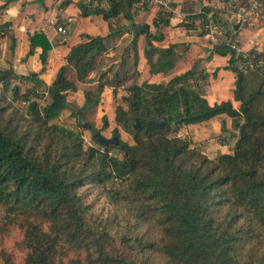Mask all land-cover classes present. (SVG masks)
Here are the masks:
<instances>
[{
    "label": "trees",
    "instance_id": "1",
    "mask_svg": "<svg viewBox=\"0 0 264 264\" xmlns=\"http://www.w3.org/2000/svg\"><path fill=\"white\" fill-rule=\"evenodd\" d=\"M220 1L225 3L223 8L204 6L203 10L211 11L222 25L229 24L227 12L249 6V0ZM136 2L141 0H108L106 9L99 5L88 8L82 3L88 15L104 11V18L109 20L123 13L131 25L110 24L107 35H83L82 42L73 46L66 58L75 68L77 81H95L89 75L108 54L111 40L125 32L132 34V52L121 56L113 77L104 71L96 79L97 88L84 91L82 106L67 99L68 92L78 88L67 77L66 65L60 67L47 89L42 88L38 76L0 70V84L5 87L14 77L34 83L22 97L29 101L30 117L24 131L19 120L6 114L7 105L0 108V205L12 203L9 210L16 212L14 203L32 195L36 214L42 219L26 223L21 241L26 249L22 264H155V247L145 241L148 233L138 230L141 221L153 223L163 234L169 264H264V248L255 243L264 240V92L249 89L255 83L264 86V49L249 51L250 63L226 42L214 43L211 50L230 55L224 68L236 74L234 100L241 103L240 108H235L230 99L214 103L208 100L205 88L210 74L198 70V62L167 83L138 84L137 36L130 14ZM196 16L203 17L200 13ZM170 17V12L160 11L154 25L169 26ZM256 22L264 25V18ZM10 26L9 21L0 23V39L9 37L13 52L16 37ZM140 33L147 34L149 44L164 37L163 33L151 34L148 26ZM32 41L34 46L36 41ZM50 48L48 43L41 53L43 70ZM33 53L32 47L29 54ZM146 56L153 74L168 73L177 60L174 45L153 47ZM131 60L134 69H125ZM106 86L112 87L115 97L119 88L127 91L123 98L128 108L118 105L116 121L133 139L122 140L119 128L114 129L120 156L110 154L113 145L97 142L103 149H85L81 132L50 123L65 109L79 117L97 107L103 102ZM12 90L10 100H15L20 90ZM41 92L48 95L42 105L30 95ZM220 115L238 122L239 136L232 153L210 159L196 152L190 139L177 135L184 126ZM161 117H166L167 123H151ZM103 121V128H108L106 116ZM137 121L140 127H136ZM79 123L84 129L96 130L80 118ZM113 180L117 184L127 182L126 190L132 198L123 195L124 189L116 185L107 187ZM89 185L102 186L108 200L117 206L113 214L105 216L93 210ZM23 210L21 213L26 214ZM2 264L15 263L5 259Z\"/></svg>",
    "mask_w": 264,
    "mask_h": 264
},
{
    "label": "crops",
    "instance_id": "2",
    "mask_svg": "<svg viewBox=\"0 0 264 264\" xmlns=\"http://www.w3.org/2000/svg\"><path fill=\"white\" fill-rule=\"evenodd\" d=\"M104 3L109 5L108 0H101L99 2V5L103 6L101 9H106ZM212 3H217L220 8H223L225 5L220 0H168V7L158 4L144 5L141 2L133 4L130 14L133 17L135 26L139 24L143 26V29L139 30L137 35L134 33V26L133 33L137 36V70L139 73L145 71V75L147 74L148 76V80L144 81L167 83L176 75L192 69L198 60L201 63V66H198V70L204 69L210 74L211 78L214 79L212 82L217 85L216 87H219V96H225L224 94L230 88L236 87L237 77L235 72L224 68L228 65L230 55L211 53L214 43L203 34L200 29V16H196L203 6H209ZM160 11L171 13L169 26L160 24L158 28L154 25V20ZM118 16H123V21L120 25L130 27L131 22L123 13ZM118 16L106 20L103 16V11L96 15H88L80 0L63 2L61 4H58L57 0H0V23L11 22L10 32L16 37V47L13 52H10L12 53L11 57H9L10 62L6 58L9 56L11 39L9 37L3 38L4 42L1 44L4 56L3 63H7L5 66L8 65L10 68H13L16 74H30L38 76L41 80L45 78L52 82L63 65L67 66V72L69 67H72L76 76L74 66L69 64L66 59L71 48L82 42L83 35L85 34L107 35L110 30V24L118 26V22L114 19ZM226 17L229 20L228 25L231 24L233 26L236 24V22L234 23L235 12H227ZM61 25L67 29V33H62L58 30V27ZM146 26L149 27L151 34L163 33V39H153L151 44H149L147 34L140 33L145 30ZM128 34L131 33L125 32L123 37ZM235 36L245 50L260 51L262 49V41L264 40V37H262L264 36L263 31L250 24L241 23L240 27L236 30ZM32 40L36 41L34 46ZM48 43L51 45V48L48 51L47 63L43 70L41 53L43 47ZM171 45H174V51L177 54L174 68L168 73H151V66L146 56V51H150L153 47L167 48ZM32 47L34 48V53L29 54ZM154 57L155 59L157 58L156 55ZM215 71L216 77L213 76ZM96 76L97 72L94 70L90 73L89 78H94L95 81L77 82L86 85L96 84L98 86ZM205 94L211 103L221 102L214 99L212 97L214 93L206 91V88ZM229 98L227 97L225 100H229ZM84 102L85 97L83 92L81 99L77 100V105L82 106ZM192 125L197 124H190V126Z\"/></svg>",
    "mask_w": 264,
    "mask_h": 264
},
{
    "label": "rangeland",
    "instance_id": "3",
    "mask_svg": "<svg viewBox=\"0 0 264 264\" xmlns=\"http://www.w3.org/2000/svg\"><path fill=\"white\" fill-rule=\"evenodd\" d=\"M104 4L105 8H109V5H107V3ZM99 7L103 8L102 5H99ZM114 19L116 22H118V25H120V23L123 21V16H118ZM234 19L235 23L237 21L236 15ZM254 27L262 30L264 34V25L262 22L257 23ZM128 35H124V37L122 35L118 37L117 40H111L110 50L108 54L102 57L97 63V67L95 69V71L97 72L96 79L104 71L107 72L108 77H113L114 73L119 69L120 64L118 63V61L120 60L121 56L132 52L130 48V41L132 39V36L131 34ZM3 42V39H0V70H13V68H10L8 65L5 66V64L7 63H3L4 56L1 46ZM8 42L10 43L9 39ZM262 43L263 45L261 46V48L264 49V40L262 41ZM10 52L11 50H9V56H7L6 58L8 62L11 61L9 57H11L12 53ZM197 62L198 66H201L200 61L197 60ZM130 67H132V70L134 69L132 60L130 64L125 67V69H130ZM144 72L145 71L139 73L138 71V75L135 77L136 82L141 83L144 80H148V76L147 74L145 75ZM67 76L70 80L74 81L76 85L78 84V91L68 92L67 96V99L75 105H77V100L81 99L84 91L95 90L97 88L96 84L86 85L77 82L75 72L72 67H69ZM213 80L214 79H212L210 76L206 91H212V93H214L215 95H212V97L214 99H217L218 101H222L225 100V98L227 99V97H230L229 99L232 100L234 107L240 108L241 103L234 100L233 98V91L235 87L230 88L229 91L224 94L225 96H219V87H216L217 85L212 82ZM42 82L43 89H47L48 86L52 83L51 80H47L45 78L42 79ZM127 84H131V81L126 83V85ZM33 85L34 83L30 80H23L15 77L12 79V84L9 87H5L2 83L0 84V108L7 105L6 114L9 116V118H15L16 121H20V124L22 125V131L25 130L27 122L30 120V117H28L27 115L29 109V101H24L22 97ZM13 87H19L20 92L17 99L10 100L11 96L13 95ZM254 88H257L259 92H264V86L258 87V85L255 83L249 87L250 90ZM30 95L31 99L38 101L40 105L45 104L48 101V95L46 93L41 92L37 95ZM125 95H127V91L123 87L119 88L118 95L116 97L113 94L112 87L108 86L107 89L105 87L103 92V102L97 107L90 109L84 115H79V117L72 116L71 110L65 109L58 118L52 120L50 123L57 124L59 126L62 125L69 128H74L75 130L81 132L84 139L83 145L85 149L90 146H95L103 149L94 140V134L99 131L107 137H113V131L115 128H119L122 140L132 142V135L126 132L123 127L116 121V108L118 107V105H122L126 109L128 108V103L124 101L123 98ZM261 101H263L262 98ZM80 116H82L84 119L83 124L91 123L95 126L96 130L84 129V127L79 123ZM104 116L107 117L109 122V127L106 129L103 128ZM240 122H243L242 118L240 119ZM223 123H225L224 128L222 127ZM237 125L238 122L232 117H229L227 115H220L197 125L184 126L179 130V132H177V135L190 139L191 147L194 148L196 152L210 159H214L223 153L233 152L235 143L239 136V129ZM110 154L118 156L121 155L120 149L117 145H113L112 149L110 150ZM112 185H116L117 187L124 189L123 195H129L130 198H132L131 192L126 190L128 186L127 182L117 184L115 180H113L109 182L107 187ZM101 187L102 186L89 185V190L91 191L89 202L93 204V210L97 213H104L105 216L113 214L116 211L117 206L108 200L105 190H103ZM129 200L130 199L128 198V201ZM14 204L18 207V211L16 212L9 210L13 207L12 203H5L0 205V264H2L5 259H10L15 264H22L24 262L26 249L21 244V241L24 237L25 228L27 225L26 223L29 221L42 220L41 218H39V215L36 214V201L33 200L32 195H30L26 199H21L19 200V203L17 202ZM20 209L26 210V214H22V211H20ZM138 230L141 234L148 233V235H146L145 241L151 243L155 247V250L152 251V259L154 260L155 264L171 263L167 255L164 253L163 246L165 243V239L159 228H156L153 223L141 221V224L138 225ZM13 234H15V236ZM8 238H13L15 240V243L11 248L7 247L5 243ZM255 243L261 244L262 248H264V240H257L255 241ZM71 255L76 256L73 252Z\"/></svg>",
    "mask_w": 264,
    "mask_h": 264
},
{
    "label": "built area",
    "instance_id": "4",
    "mask_svg": "<svg viewBox=\"0 0 264 264\" xmlns=\"http://www.w3.org/2000/svg\"><path fill=\"white\" fill-rule=\"evenodd\" d=\"M76 0H57L58 4L63 2H74ZM88 8H94L99 5L98 0H80ZM144 5H155L168 7V0H141ZM204 7V6H203ZM203 7L200 9L199 13L203 15L200 18L201 24L200 29L204 35L209 37L214 43L226 42L233 50H235L236 55L242 56L244 60L248 63L251 62V55L248 50H245L238 42L235 34L236 30L230 32V28L233 26L222 25L214 17L211 11H204ZM208 7V6H207ZM209 7H218L217 3H212ZM237 23H246L252 26L257 24L258 18H264V1L263 0H249V6L247 8H240L239 11L235 12ZM58 30L62 33H67V29L61 25ZM230 34L227 36V34Z\"/></svg>",
    "mask_w": 264,
    "mask_h": 264
},
{
    "label": "water",
    "instance_id": "5",
    "mask_svg": "<svg viewBox=\"0 0 264 264\" xmlns=\"http://www.w3.org/2000/svg\"><path fill=\"white\" fill-rule=\"evenodd\" d=\"M104 13V11H103ZM241 23L238 22L236 24L233 25L232 28H230V32L237 30L240 27ZM143 29L142 25H136L134 27V33L137 35L139 33V30ZM230 34L228 33L227 36H229ZM35 74V73H33ZM80 120L82 123H84V119L81 116ZM152 124H165L167 123V118L166 117H161V118H156L154 120L151 121ZM141 123L140 121H137L136 123V127H140ZM94 139L96 142L104 145V146H109V145H118L119 144V138L117 136H113V137H107L105 135H103L101 132H96L94 134Z\"/></svg>",
    "mask_w": 264,
    "mask_h": 264
},
{
    "label": "clouds",
    "instance_id": "6",
    "mask_svg": "<svg viewBox=\"0 0 264 264\" xmlns=\"http://www.w3.org/2000/svg\"><path fill=\"white\" fill-rule=\"evenodd\" d=\"M13 235L15 236V234H13ZM17 238H19V237H17ZM5 243H6L7 247L11 248V247H13L15 240L13 238H8Z\"/></svg>",
    "mask_w": 264,
    "mask_h": 264
}]
</instances>
